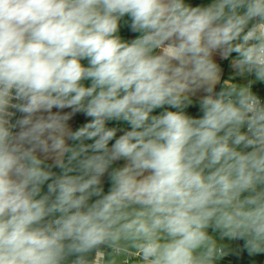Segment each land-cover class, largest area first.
I'll list each match as a JSON object with an SVG mask.
<instances>
[{"label":"clouds","instance_id":"9594fccd","mask_svg":"<svg viewBox=\"0 0 264 264\" xmlns=\"http://www.w3.org/2000/svg\"><path fill=\"white\" fill-rule=\"evenodd\" d=\"M257 84L264 0H0V264L264 254Z\"/></svg>","mask_w":264,"mask_h":264},{"label":"crops","instance_id":"0c3cea01","mask_svg":"<svg viewBox=\"0 0 264 264\" xmlns=\"http://www.w3.org/2000/svg\"><path fill=\"white\" fill-rule=\"evenodd\" d=\"M122 34L125 36H130L131 32L130 29L125 26L122 29ZM225 70H228L227 62H223ZM255 88L258 92L264 93V84H257ZM191 114L198 115V111L196 107H192L188 110ZM84 120L82 115H78L75 118V125H79ZM231 251L228 256L224 257L223 259H232L233 264H264V254H257L254 256H250L247 250L243 247L244 242L242 240H238V251L236 250V246L234 245V241H228Z\"/></svg>","mask_w":264,"mask_h":264},{"label":"built area","instance_id":"2783aa9c","mask_svg":"<svg viewBox=\"0 0 264 264\" xmlns=\"http://www.w3.org/2000/svg\"><path fill=\"white\" fill-rule=\"evenodd\" d=\"M194 2H200V0H194ZM238 244V241H234V245L236 246ZM134 264V262H133ZM219 264H233V260L232 259H222Z\"/></svg>","mask_w":264,"mask_h":264},{"label":"rangeland","instance_id":"374dc122","mask_svg":"<svg viewBox=\"0 0 264 264\" xmlns=\"http://www.w3.org/2000/svg\"><path fill=\"white\" fill-rule=\"evenodd\" d=\"M254 87H255V86H254ZM238 249H239V246L237 245V246H236V250L238 251Z\"/></svg>","mask_w":264,"mask_h":264}]
</instances>
